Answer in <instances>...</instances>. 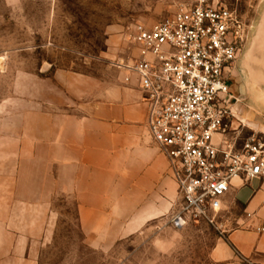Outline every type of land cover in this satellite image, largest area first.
<instances>
[{
    "label": "rangeland",
    "instance_id": "374dc122",
    "mask_svg": "<svg viewBox=\"0 0 264 264\" xmlns=\"http://www.w3.org/2000/svg\"><path fill=\"white\" fill-rule=\"evenodd\" d=\"M196 1L0 0V133L4 120L15 121L21 111L32 109L37 94L55 93L57 103L60 98L62 107L77 111L79 103L96 102L100 88L125 85L117 64L132 60V31ZM209 2L228 5L247 25L248 39L232 84L240 98L233 130L238 146L248 137L264 140V0ZM252 43L254 50L246 57ZM84 78L92 85L81 83ZM85 86L92 90L81 94ZM4 146L0 143L1 150ZM12 146L20 150V144ZM23 150L19 183L41 203L30 218L37 221V232H43L35 241L39 264H211L218 241L242 226L238 218L245 212L231 200L230 211L220 219L224 231L204 221L178 228L171 222L170 201L178 198L174 185L159 196L107 184L101 193L108 200L106 216L90 232L82 220L80 193L73 187L75 167L44 159L46 150L35 144ZM259 188L256 179L236 198L243 203ZM164 202L168 206L157 209Z\"/></svg>",
    "mask_w": 264,
    "mask_h": 264
},
{
    "label": "built area",
    "instance_id": "2783aa9c",
    "mask_svg": "<svg viewBox=\"0 0 264 264\" xmlns=\"http://www.w3.org/2000/svg\"><path fill=\"white\" fill-rule=\"evenodd\" d=\"M246 26L224 3H184L153 25L134 29L132 60L117 64L123 82L135 84L149 107V134L177 187L175 227L204 221L224 231L220 219L230 211L233 181L243 186L257 179L264 186V140L248 137L238 146L233 130L240 98L232 84ZM246 214L243 228L264 232L254 225L255 213Z\"/></svg>",
    "mask_w": 264,
    "mask_h": 264
},
{
    "label": "crops",
    "instance_id": "0c3cea01",
    "mask_svg": "<svg viewBox=\"0 0 264 264\" xmlns=\"http://www.w3.org/2000/svg\"><path fill=\"white\" fill-rule=\"evenodd\" d=\"M80 82L93 83L87 78ZM87 90L85 86L80 93ZM97 96L96 102L79 103L77 111H70L61 106L60 98L57 103L55 93L44 92L37 94L31 110L21 111L19 119L3 121L0 264H39L35 241L41 239L43 232H37V221L30 218L41 206L40 198L30 195L29 187L19 183L24 145L35 144L46 150L44 159L75 167L73 187L80 193L82 220L90 232L106 216L104 208L108 200L101 193L106 191L107 184H119L121 191L159 196L166 195L167 188L174 185L177 193L167 158L149 134V107L137 86L100 88ZM14 144H20V150H14ZM233 182L236 186L231 188L229 200L245 212L238 221L248 222L246 212H251L255 213L254 225L264 226V186L254 189L242 203L236 195L247 185L240 186L239 179ZM36 186L37 190L43 188ZM173 201H170V209ZM167 206L164 202L157 209ZM263 259L264 232L240 226L218 241L212 251L211 264H259Z\"/></svg>",
    "mask_w": 264,
    "mask_h": 264
},
{
    "label": "water",
    "instance_id": "95a60500",
    "mask_svg": "<svg viewBox=\"0 0 264 264\" xmlns=\"http://www.w3.org/2000/svg\"><path fill=\"white\" fill-rule=\"evenodd\" d=\"M254 47H255V44L252 43L250 48L246 51V54H245L246 57H249L251 55L252 51L254 50ZM242 65H243V62H242ZM261 91H262V99L264 100V97H263L264 89L262 88Z\"/></svg>",
    "mask_w": 264,
    "mask_h": 264
}]
</instances>
